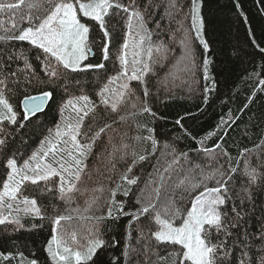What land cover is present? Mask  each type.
<instances>
[{
    "label": "snow or ice",
    "instance_id": "snow-or-ice-1",
    "mask_svg": "<svg viewBox=\"0 0 264 264\" xmlns=\"http://www.w3.org/2000/svg\"><path fill=\"white\" fill-rule=\"evenodd\" d=\"M161 7V19L168 17L178 25L170 38L175 42L181 33V56L172 68L195 75L200 67L208 79L210 61L205 58L197 65L191 36L194 32L200 45L209 48L201 0H190L188 12L179 20L177 0H0V14L7 17L0 20V156L6 177L0 185V225H13V230L19 231L25 227V217L47 218L36 197L26 194L29 185L40 188L41 182L42 193H57L54 199L66 205L65 212L70 208L76 219L93 222L86 231L69 232L62 222H71L74 216L61 213L53 204L51 237L45 247L50 264H95L98 250L120 243L115 237L105 239L103 224L123 216L129 217L123 237V264H264V221L254 235L246 227L241 230L246 223L245 202H254L256 187L264 186V145L257 146L256 164L245 160L241 174L247 179L240 182L239 191L232 182L240 176L237 168L230 166L229 153L221 149L229 165L226 168L219 163L217 153L204 147L205 140L215 133L199 141L208 160L216 162L215 167L196 164L187 171L183 167L177 171L174 165L187 160L188 154L166 144L170 153L161 155H171V162L159 167L157 161L140 187L141 177L134 169L155 154L158 141L154 129L135 120L140 114L155 113L132 82L144 85L146 98L149 89L145 77L155 74L157 66L164 67L168 59L170 49L163 42L153 43L149 27L154 23L159 29L155 16ZM113 20L116 23H111ZM185 20L190 21L187 28ZM118 25L122 32L119 44L115 36ZM97 28L102 34V60L91 63L87 61L96 55L92 34ZM249 35L264 58V40L258 41L251 29ZM105 62L112 63L113 74H107ZM89 70L105 71L103 79L97 77L98 87L92 95L77 78ZM259 83L264 85V79ZM29 89L36 94H30ZM21 94L23 98L15 103ZM56 94H61L59 120L46 128L39 146L24 158L19 149L13 151L10 138L26 129L31 117L43 112ZM110 114H117L111 123L105 119ZM121 124L128 130L122 131ZM176 124L183 127L180 119ZM226 124L222 119L221 125ZM133 125L137 134L130 136ZM142 129L148 134L143 135ZM148 142L151 152L144 147ZM245 153L251 155L247 149L241 155ZM89 193L83 209L78 204L71 207L77 195ZM128 197L132 199H124ZM17 256L18 264H40L23 252L0 253L3 261ZM111 264H121L120 257H114Z\"/></svg>",
    "mask_w": 264,
    "mask_h": 264
},
{
    "label": "trees",
    "instance_id": "trees-1",
    "mask_svg": "<svg viewBox=\"0 0 264 264\" xmlns=\"http://www.w3.org/2000/svg\"><path fill=\"white\" fill-rule=\"evenodd\" d=\"M181 6V15L176 19H182V13H187L190 6V0H177ZM239 4V7H237ZM201 13L205 21L204 38L209 43V48L205 50L199 41L195 39V33H191L193 48L196 53L197 65H202L203 59H208L209 78L205 79L202 68L195 70V75L186 74L179 70V67L173 69L172 66L177 63V58L181 56L180 45L178 43L181 33H177V40L174 42L170 36L178 25L170 22L168 17L163 16V7L157 10L156 20L160 21L159 29L154 23L149 27L153 30V43L163 42L168 46L170 52L168 59L164 61V67L157 66L155 74H149L145 77L146 86L149 89V95L143 97V87L138 82L133 81L137 93L142 99H146L147 104L151 107L155 116L149 113H143L135 117V120L148 128L154 129L153 135L158 141L154 155L137 165L134 171L140 175V187L143 182L149 179V173L154 171V166L164 167L171 162V155H161V153H170L165 145H173L178 152L188 154L187 160H181L180 165H174L179 171L181 167L187 171L190 167L200 164L209 169L216 166L215 161H209L207 154L202 150L199 141L209 133H215L205 140L204 147H207L217 153L220 164H225V159L221 155V149L226 150L231 157V167L237 168L236 175L240 180H233L235 190L239 191L240 182H245L246 177L241 173L244 169L245 160H250L253 164L257 163L256 155L259 153L258 145H264V85L259 83L264 79V58L258 50L252 45V37L249 35V29L254 33L257 40H264V0H201ZM243 13V16L241 15ZM247 17V22H245ZM7 19L0 14V20ZM111 23H116L113 20ZM185 28L190 25L189 20L184 21ZM96 39L94 51L95 56H90L91 63L101 62L102 56L99 51L100 38L102 34L98 28L92 34ZM116 43H122L121 27L118 25L115 30ZM27 47L26 45H23ZM115 50V49H113ZM155 55V53H154ZM114 59V58H113ZM107 74H113L111 62H105ZM22 66V63H21ZM15 68V65H13ZM172 75H167L169 71ZM259 74V75H256ZM104 70H89L77 76L84 82L85 90L94 94L98 87L96 80L99 76L103 79ZM214 83V87H213ZM208 88L209 91L205 92ZM30 94H36V90L29 89ZM205 97L207 99L205 100ZM23 94L14 101L19 103ZM61 102V94H56L53 100H50L41 113L31 117V123L26 129L20 130L10 138L12 149H19L24 158H27L31 152L39 146V141L47 134L46 128L53 127L59 120L58 106ZM229 115L233 117L229 120ZM182 118V119H181ZM107 122L117 119V114H110L105 118ZM180 119L181 124H176ZM222 119L227 121L226 125H221ZM43 125V127L41 126ZM218 125L220 127H218ZM122 131L128 130L127 125H119ZM143 135H147L146 130H140ZM112 135L111 131L108 133ZM137 134L135 125L129 131L130 136ZM107 139V137H105ZM219 144L221 148H216ZM144 147L151 152V144L148 142ZM247 149L249 153L243 156L241 153ZM99 151V148L96 149ZM140 149H138L139 151ZM123 168V165H120ZM225 167H229L225 164ZM183 174V173H181ZM5 169L3 166V156H0V185L5 179ZM95 180V177L93 178ZM175 179V175L173 176ZM91 186V182H89ZM43 182L41 187L29 185L28 195L35 196L38 205L42 211H45L47 218L25 217L23 224L25 227L19 231H14L13 225H0V253L23 252L28 258H36L40 264H50L47 261L45 251L46 243L51 237V218L53 213V204L59 206L60 212H65L66 205L59 199H54L57 193H42ZM85 196L76 197L77 204L83 209ZM131 200L132 197L124 198ZM239 204V201H235ZM231 204L228 205L230 212ZM244 210L246 212L245 221L242 223L241 230L247 228L250 234H256L261 222L264 221V186L256 187L254 202H245ZM74 219L71 222H62L64 227L71 232L76 229L78 232L86 231L93 223L92 221L76 219L75 213H71ZM98 214V213H96ZM231 214V213H230ZM129 223V217L123 216L118 221L107 220L103 224L102 231L105 239L111 241L113 237L120 241L114 247L104 250H98L97 255L93 258L95 264H111L114 257L121 256L124 244V234L126 226ZM36 227H33V226ZM231 243V242H230ZM259 247V242H256ZM239 256V252L236 253ZM19 257L15 260L3 261L0 264H18Z\"/></svg>",
    "mask_w": 264,
    "mask_h": 264
},
{
    "label": "rangeland",
    "instance_id": "rangeland-1",
    "mask_svg": "<svg viewBox=\"0 0 264 264\" xmlns=\"http://www.w3.org/2000/svg\"><path fill=\"white\" fill-rule=\"evenodd\" d=\"M201 15H202V13H201Z\"/></svg>",
    "mask_w": 264,
    "mask_h": 264
},
{
    "label": "water",
    "instance_id": "water-1",
    "mask_svg": "<svg viewBox=\"0 0 264 264\" xmlns=\"http://www.w3.org/2000/svg\"><path fill=\"white\" fill-rule=\"evenodd\" d=\"M48 104V103H47ZM47 106V105H46Z\"/></svg>",
    "mask_w": 264,
    "mask_h": 264
}]
</instances>
